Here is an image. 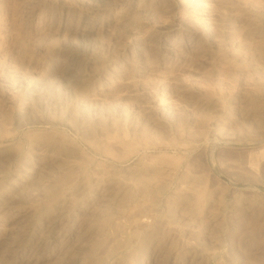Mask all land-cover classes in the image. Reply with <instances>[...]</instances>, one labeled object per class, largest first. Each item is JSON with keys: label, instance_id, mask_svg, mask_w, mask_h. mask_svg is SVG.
Instances as JSON below:
<instances>
[{"label": "rangeland", "instance_id": "rangeland-1", "mask_svg": "<svg viewBox=\"0 0 264 264\" xmlns=\"http://www.w3.org/2000/svg\"><path fill=\"white\" fill-rule=\"evenodd\" d=\"M0 264H264V0H0Z\"/></svg>", "mask_w": 264, "mask_h": 264}, {"label": "bare ground", "instance_id": "bare-ground-1", "mask_svg": "<svg viewBox=\"0 0 264 264\" xmlns=\"http://www.w3.org/2000/svg\"><path fill=\"white\" fill-rule=\"evenodd\" d=\"M45 132H47V131H45ZM49 134V133H48ZM40 135V134H39ZM48 136V135H47ZM49 137V136H48Z\"/></svg>", "mask_w": 264, "mask_h": 264}]
</instances>
